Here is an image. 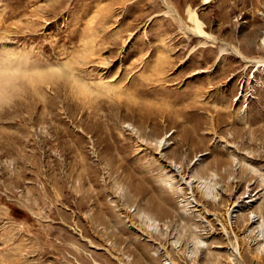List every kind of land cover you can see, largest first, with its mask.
<instances>
[{
    "label": "rangeland",
    "instance_id": "374dc122",
    "mask_svg": "<svg viewBox=\"0 0 264 264\" xmlns=\"http://www.w3.org/2000/svg\"><path fill=\"white\" fill-rule=\"evenodd\" d=\"M263 39L264 0H0V264H264Z\"/></svg>",
    "mask_w": 264,
    "mask_h": 264
},
{
    "label": "bare ground",
    "instance_id": "6f19581e",
    "mask_svg": "<svg viewBox=\"0 0 264 264\" xmlns=\"http://www.w3.org/2000/svg\"><path fill=\"white\" fill-rule=\"evenodd\" d=\"M211 0H203V3H207V2H210ZM165 3H167V2H165ZM167 5V8H170V10L171 11H175L172 7H170L168 4H166ZM175 15V14H174ZM187 16H188V20H189V22H191V26L190 25H186V28H187V30L189 31V32H191V33H193V34H195L196 36H198V37H200V38H202L204 41H203V43H208V42H211V43H215L216 42V39L214 38V36H212L210 33H208L206 30H204V24H203V22L199 19V17H198V15H197V13H196V11L195 10H193V9H191V8H188L187 9ZM264 40V39H263ZM230 46V45H229ZM233 50L235 51V52H237V53H239V55H240V57H242V58H244L242 55H241V53L238 51V50H236L235 48H233ZM222 52H224V48L223 47H220L219 48V53L221 54ZM234 52V53H235ZM245 59V58H244ZM247 61H248V59H247ZM253 61H255V63L257 64V65H263L264 64V62L263 61H261V60H253ZM3 67H4V65H3ZM14 69H16L15 67H14ZM7 71H11V74H12V71H13V69H12V67H10V68H6V69H1L0 68V76H1V78L3 77V76H5V74L7 73ZM10 76V75H9ZM6 78H7V76H6ZM11 78H12V75H11ZM9 80V79H8ZM7 80V81H8ZM6 81V82H7ZM188 103V102H187ZM200 124V123H199ZM196 125V124H195ZM194 125V126H195ZM197 126V125H196ZM196 128V127H195ZM186 184H187V186H188V188H190L191 187V181H186L185 182ZM201 183V182H200ZM207 183V182H206ZM203 185H204V182H203ZM206 185V184H205ZM210 185V184H209ZM199 187H201L202 188V185L201 186H199ZM198 187V188H199ZM205 188V189H204ZM206 188H207V190H208V187L207 186H203V189L205 190V192H206ZM207 193V192H206ZM235 207H237V205L234 203V205H232V207L230 208V209H228V211H227V218H228V220L229 219H231L232 218V216H234V215H232L231 214V212H233V211H235V210H233ZM261 210V209H260ZM259 210V211H260ZM248 219H249V222H251V223H255L256 221L258 222V227H260L261 229H263V227H264V219H263V212L262 211H260L258 214H253L252 212L249 214V216L247 217ZM145 219H146V222H149V224H147L148 226H149V228H150V226L153 228L152 230H157V222L155 221V219H153L152 217H150V216H148V215H145ZM259 229V228H258ZM223 230H224V232L225 233H227V236H228V234H229V231H228V229H226L225 228V226H223ZM251 231V230H250ZM249 231V232H250ZM263 231V230H262ZM252 232H254V230L253 231H251L250 233H252ZM261 232V231H260ZM164 233V232H163ZM254 234V233H253ZM259 234V233H258ZM255 235V234H254ZM264 235V233H261L260 235H258L259 236V238H261L262 236ZM234 236V235H233ZM234 238H235V240H234V242L235 243H231V245H230V247H231V251H232V256H236V258L237 259H239V261H241V257H240V254H239V244H238V238L236 237V235L234 236ZM173 243H175L176 244V240H173L172 241ZM172 242H171V244H172ZM198 243H202V241L201 240H196L195 242H194V247H198L199 246V244ZM198 244V245H197ZM262 247H264V245H262ZM261 249V248H260ZM194 250V249H193ZM193 250H191L192 252L190 253V254H187V256H191L192 257V254L194 253L193 252ZM232 259H233V257H232ZM231 259V260H232ZM241 263V262H240ZM173 264V263H172Z\"/></svg>",
    "mask_w": 264,
    "mask_h": 264
}]
</instances>
